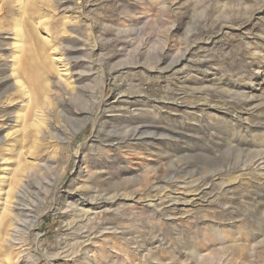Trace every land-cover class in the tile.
I'll list each match as a JSON object with an SVG mask.
<instances>
[{"label":"rangeland","instance_id":"rangeland-1","mask_svg":"<svg viewBox=\"0 0 264 264\" xmlns=\"http://www.w3.org/2000/svg\"><path fill=\"white\" fill-rule=\"evenodd\" d=\"M257 47L264 0H0V264H264Z\"/></svg>","mask_w":264,"mask_h":264},{"label":"bare ground","instance_id":"bare-ground-1","mask_svg":"<svg viewBox=\"0 0 264 264\" xmlns=\"http://www.w3.org/2000/svg\"><path fill=\"white\" fill-rule=\"evenodd\" d=\"M262 46H263V45H262ZM254 51H255V53H260L261 51L264 52V50L260 49L259 47L255 48ZM13 54H15V52H13L12 55H13ZM81 78H82V77H81ZM2 85H4V82L0 84V87H1ZM263 128H264V127H263ZM184 129H185V127H184V128H181L180 130H184ZM223 134H225V133H223ZM223 134H221V135H223ZM165 135H166V136H169L170 138L174 137L173 134H171V133H166ZM217 138H218V137H217ZM220 138H221V137H220ZM220 138H219V139H220ZM232 142H233V141H232ZM230 144H231V143H230ZM181 151H182V150H181ZM183 151H184V150H183ZM2 177H3V176H2Z\"/></svg>","mask_w":264,"mask_h":264}]
</instances>
